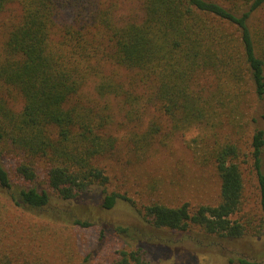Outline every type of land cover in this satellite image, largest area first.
Instances as JSON below:
<instances>
[{
	"label": "trees",
	"instance_id": "1",
	"mask_svg": "<svg viewBox=\"0 0 264 264\" xmlns=\"http://www.w3.org/2000/svg\"><path fill=\"white\" fill-rule=\"evenodd\" d=\"M121 1L0 0V17L12 6L20 10L0 42V157L13 161L11 170L0 161V189L16 209L44 212L46 224L98 227L100 238L108 227L77 209L82 194L99 188L103 211L121 201L135 207L107 189L100 162L119 142L108 107L81 93L93 81L98 98L119 102L134 162L161 131L155 120L142 127L153 107L170 135L197 130L194 162L212 166L219 179L216 205L152 202L136 209L142 227L111 226L122 245L101 264H160L144 246L163 230L197 228L220 240L259 236L264 129L255 114L264 105V17L257 14L264 0H136L142 19L118 23ZM64 11L72 18L58 24ZM244 172L254 183L252 214L242 212ZM37 254L0 247V264H42Z\"/></svg>",
	"mask_w": 264,
	"mask_h": 264
},
{
	"label": "rangeland",
	"instance_id": "2",
	"mask_svg": "<svg viewBox=\"0 0 264 264\" xmlns=\"http://www.w3.org/2000/svg\"><path fill=\"white\" fill-rule=\"evenodd\" d=\"M12 7L14 8L10 7L0 17V42L5 38L6 29L19 14V8ZM257 15L264 17V9ZM115 17L118 23L138 22L142 19L143 12L136 0H122ZM71 18L70 11H64L57 23L69 22ZM93 85L94 82L89 81L81 93L108 107L111 115L109 129L119 142L116 154L100 162L111 180L107 189L125 193L135 202V207L121 201L112 209L103 211L99 208L103 196L99 188H92L82 194L77 200L82 207L74 205L96 217L97 223L108 227L105 232L108 236L100 238L98 227L79 228L60 222L46 224L44 221L48 217L44 212L39 211L38 215V212L29 213L16 209L0 189V247L11 252L17 251L18 254L37 252L42 264H101L114 249L122 245L121 238L117 237L111 226H143L139 223L141 215L137 214V208L142 210V206L152 202L172 207L183 203L192 207L213 206L218 203L219 179L214 168L201 167L194 162L190 144L197 136V130L170 135L168 121L160 117L155 108L148 107L142 127L148 121L155 120L161 125V131L144 160L134 162L123 139L131 128L125 126L119 102L112 98H98ZM262 114L264 115V105L255 114L259 126L264 129ZM0 161L8 170L12 169L11 158L0 157ZM244 177L242 212L252 214L255 211L254 183L249 173L244 172ZM153 235L155 237L149 236L152 242L146 241L148 246L142 245L148 257L160 264H239V258L264 264V231L259 236H245L236 240L206 236L197 228L187 232L163 230ZM159 240H163L164 244H156ZM134 245L136 246L135 243L132 246Z\"/></svg>",
	"mask_w": 264,
	"mask_h": 264
}]
</instances>
